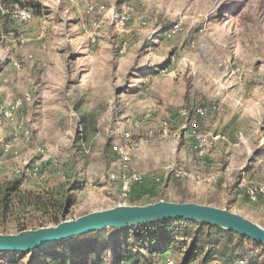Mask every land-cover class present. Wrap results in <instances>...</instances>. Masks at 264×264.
<instances>
[{
    "label": "rangeland",
    "instance_id": "obj_1",
    "mask_svg": "<svg viewBox=\"0 0 264 264\" xmlns=\"http://www.w3.org/2000/svg\"><path fill=\"white\" fill-rule=\"evenodd\" d=\"M20 1L24 8L0 0V184L18 180L22 193H50L52 206L45 212L10 207L0 217V234L36 229L39 222L54 226L53 206L65 195L74 203L60 220L118 205L120 183L110 175L123 168L120 146L129 156L126 168L146 179L125 205L186 200L264 228V197L254 202L248 196L250 188L264 187V0ZM22 10L29 18L19 17ZM54 97L66 112L54 127L67 133L52 151ZM17 100L22 106L5 117ZM183 108L205 111L210 125L198 121L204 135L247 132L248 165L231 174L223 149L213 157L214 173H221L215 181L176 180L174 167L193 172L213 149L197 155L177 116ZM246 111L250 116L241 118ZM99 237L45 248L52 261L38 252L0 253V264H57L62 257L66 264H121L126 248L144 255L145 264L158 257L136 246L132 232L106 230ZM184 239H174L176 247L163 255L201 264L210 245L193 235ZM238 255L264 264L263 245L247 242Z\"/></svg>",
    "mask_w": 264,
    "mask_h": 264
},
{
    "label": "water",
    "instance_id": "obj_2",
    "mask_svg": "<svg viewBox=\"0 0 264 264\" xmlns=\"http://www.w3.org/2000/svg\"><path fill=\"white\" fill-rule=\"evenodd\" d=\"M192 222L233 232L264 246V228L227 209L194 202L159 200L144 205L118 204L93 211L74 220H60L54 226L0 234V253H36L72 238L103 230H132L165 222Z\"/></svg>",
    "mask_w": 264,
    "mask_h": 264
},
{
    "label": "trees",
    "instance_id": "obj_3",
    "mask_svg": "<svg viewBox=\"0 0 264 264\" xmlns=\"http://www.w3.org/2000/svg\"><path fill=\"white\" fill-rule=\"evenodd\" d=\"M10 1H12V4H17L20 8H24V4L20 0H2V4L6 5ZM82 123L83 124L80 126H83V129L87 131L89 124L85 120L82 121ZM85 138L86 137H82L81 140H85ZM20 184L21 183L18 180H9L0 184V217L5 216L10 207L17 205H20L22 208L33 209L39 212H45L50 208V206H52V197L50 193H22ZM159 200H162V198H158L157 201ZM180 202H186V200H182ZM73 203V197L65 195L64 198L55 203L56 206H53L56 213L50 217L49 221L55 225L58 224L60 217L64 215ZM146 204H148V202ZM39 227H44L43 223L39 222L37 228ZM105 232L106 230L81 235L72 238L68 242L73 241L79 244L85 243V245L96 243L100 240L99 236ZM119 232H132L133 239L136 240V246L140 247L141 250H146L148 254L158 255H161L170 249H174L176 247V243L172 241L177 237L181 236L186 239L192 235L196 236V238L198 237V239H200L203 243L210 245L209 250L205 254L201 264L215 261L216 258L221 260V264L232 262L237 257L242 256H239L238 254L239 252L241 253L244 251L245 244L247 242H253L230 231L192 222L172 221ZM65 243L66 242L60 243L61 247H63ZM193 243L194 244L192 246L195 248L197 243L196 239ZM145 245L148 246L144 248ZM153 245H157V249L152 247ZM55 246L56 245H53L52 249L56 248ZM74 247L75 246L69 247V251L74 252ZM44 256H47V258L52 261V252L48 254L44 249L39 250L37 258L42 259ZM123 262L129 264H145L147 262V258L137 252H132V249L126 248ZM185 262L188 263V259H186ZM50 264H52V262ZM57 264H66L65 258L62 257Z\"/></svg>",
    "mask_w": 264,
    "mask_h": 264
},
{
    "label": "built area",
    "instance_id": "obj_4",
    "mask_svg": "<svg viewBox=\"0 0 264 264\" xmlns=\"http://www.w3.org/2000/svg\"><path fill=\"white\" fill-rule=\"evenodd\" d=\"M85 1H87V0H85ZM115 13H116L115 16L117 18L118 12H115ZM18 15L23 20L29 18L28 14L25 10L19 11ZM179 26H180V23L174 24L171 32L177 30L179 28ZM24 100L29 101V98L26 97ZM21 106H22L21 100L14 101L12 103L11 107L8 110L4 111L5 117L11 118L12 117V111L14 109H18ZM214 109L218 110L216 108H214ZM177 116L184 121V125L182 126V129L184 130L183 135H185L186 137L193 140V149L196 151V153L199 157H204L205 148H206V144H207L206 139H208V135H204L201 132H199L198 121H199V119H201L205 116V111L203 109H200V108H183L180 111H178ZM148 117H149V115L145 116L146 119ZM137 125H138L137 122L133 123V126H137ZM161 127H162L163 131H166V129L168 127V121H163L161 123ZM126 136H128V134H126ZM211 138L213 141H218L221 139V137L218 135H215V136L211 135ZM58 148L59 147H56L54 149V151L57 150ZM117 154L120 157V161H121L123 168L116 175L111 174L110 179L113 181H118L120 183V201L118 204H125V202L127 200H129L133 188L137 185H141L143 182L146 181V179H145V177L141 176L138 173L130 172L126 168L127 164L129 163V156L122 149L121 146L117 148ZM35 171H36V169H35ZM171 174L176 180L186 178V179L195 180L198 183H202L204 181L213 182V181H215V178H216L214 175H210L207 178H205L199 174L188 172L185 169V167L182 165L174 167L171 170ZM248 196L252 201L256 202L259 199V197H264V187L250 188L248 190ZM195 260H197V259H195ZM189 263H186V264H189ZM121 264H125V263L122 262ZM151 264H177V260H176V257L174 255H172L168 252L166 254V256H164L163 254L158 255L156 261L151 263ZM191 264H198V263H197V261H195L194 263H191ZM206 264H221V263H218L216 261H210ZM226 264H256V263H251L244 258H239V259H236V260L229 262V263H226Z\"/></svg>",
    "mask_w": 264,
    "mask_h": 264
},
{
    "label": "crops",
    "instance_id": "obj_5",
    "mask_svg": "<svg viewBox=\"0 0 264 264\" xmlns=\"http://www.w3.org/2000/svg\"><path fill=\"white\" fill-rule=\"evenodd\" d=\"M54 95H56L55 92ZM206 116L207 114L199 120L200 123L202 122L205 125L207 124V126H209L210 125L209 118L208 116L207 117ZM236 116H237L236 113H231L229 117L230 120L229 122L234 123L237 118ZM243 116L249 117L250 112L246 111L245 113H242L240 117L242 118ZM64 117H66V112L61 108L58 99L54 97V99L52 100V151H54L56 147L61 146L64 137L63 134L67 133L66 131L62 132L64 126L54 127L56 122H59V119H62ZM212 123L213 126L212 127L210 126V131H213L215 127L214 122ZM174 132L175 131H172V133L175 135L176 133ZM205 135H208V141H209L206 144L205 152L207 155L208 151L213 147L212 151H210L211 155L207 156L206 158H203L198 165L194 166L192 173L199 174L206 178L210 175H214L215 177L220 176L221 173L220 174L219 172L214 173L217 170L218 164L216 160H213V157H217L218 154H221V151L223 149H224V160L227 164V171L230 172L231 174H233V172H236L238 170H243L245 166L248 165L249 158L247 157L246 154L248 153V147L250 145V142H249V135L247 132H244L243 130L238 134H235V132L233 131L231 132V134L226 132V134H223L221 139L218 141H213L211 135L219 136V133L207 132ZM218 146L220 147V149H217Z\"/></svg>",
    "mask_w": 264,
    "mask_h": 264
}]
</instances>
